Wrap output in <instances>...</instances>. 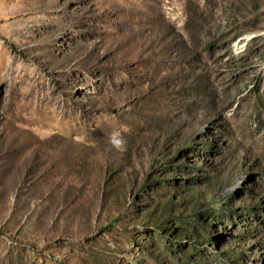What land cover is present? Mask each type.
I'll return each mask as SVG.
<instances>
[{"label":"rangeland","instance_id":"rangeland-1","mask_svg":"<svg viewBox=\"0 0 264 264\" xmlns=\"http://www.w3.org/2000/svg\"><path fill=\"white\" fill-rule=\"evenodd\" d=\"M0 264H264V0H0Z\"/></svg>","mask_w":264,"mask_h":264}]
</instances>
